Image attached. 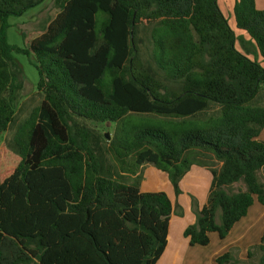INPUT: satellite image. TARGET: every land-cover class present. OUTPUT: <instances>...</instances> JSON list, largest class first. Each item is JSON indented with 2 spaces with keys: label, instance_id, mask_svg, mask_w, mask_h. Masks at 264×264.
Here are the masks:
<instances>
[{
  "label": "trees",
  "instance_id": "trees-1",
  "mask_svg": "<svg viewBox=\"0 0 264 264\" xmlns=\"http://www.w3.org/2000/svg\"><path fill=\"white\" fill-rule=\"evenodd\" d=\"M42 1L0 0V138L12 127L4 147L18 158L0 165V264H155L182 208L164 191H140L146 163L176 196L192 166L211 174L201 206L191 197L190 245L224 238L254 200L264 205L255 0H234L232 13L263 64L236 48L217 0H54L42 30L9 44L8 18ZM13 52L32 57L41 96L17 121ZM88 122L114 131L106 139ZM236 252L215 263L264 264V229L246 260Z\"/></svg>",
  "mask_w": 264,
  "mask_h": 264
},
{
  "label": "crops",
  "instance_id": "crops-1",
  "mask_svg": "<svg viewBox=\"0 0 264 264\" xmlns=\"http://www.w3.org/2000/svg\"><path fill=\"white\" fill-rule=\"evenodd\" d=\"M255 7L260 10L264 9V0H255ZM257 138L264 140V127L259 132ZM163 173V171H153L155 179L145 184L141 181L140 191H163L161 189H164V192H166L172 201L171 196L175 194L167 178V174ZM156 177L160 183L156 180ZM210 179L211 174L208 170L202 167L192 166L180 180L181 193L177 196V201L178 198H181L186 193V196L194 197L197 206L200 207L205 199ZM192 210L191 204L186 203L185 208L183 207L182 209L183 217L184 214L189 215L191 221H179L175 228V233H171L173 220L170 217L167 242L161 256L155 264H216L215 258L232 247L237 249L235 255L238 259L246 260L248 248L260 242L264 229V205L256 200L248 208L245 216L234 223L224 238H219L215 232L210 233L209 243L207 245H190L188 239L183 236L184 227L192 223L195 219V214ZM257 256L258 253L256 252L255 257ZM253 260L256 259L253 258Z\"/></svg>",
  "mask_w": 264,
  "mask_h": 264
},
{
  "label": "rangeland",
  "instance_id": "rangeland-1",
  "mask_svg": "<svg viewBox=\"0 0 264 264\" xmlns=\"http://www.w3.org/2000/svg\"><path fill=\"white\" fill-rule=\"evenodd\" d=\"M234 0H217V4L220 7L221 11L227 18L228 24L232 28L235 33V46L238 50L246 53L251 59H255L257 62L263 64L262 58L254 51V46L252 41L245 33V31L238 29L235 27L233 13H232V4ZM54 0H43L40 4L33 6L27 9L23 14L18 16H10L8 18L9 27L7 29V42L12 45H16L19 47L23 46L22 34H34L43 29L44 25L48 21V10L52 7ZM246 48V50L244 49ZM14 60L20 65L22 71V85L21 88L17 90L15 94V120H19L23 118L28 111L39 103L41 96L37 93L36 84L38 81L37 71L32 64V57L26 56L22 53L13 52ZM88 124L96 129L101 134H108L111 137L114 131L113 123H100V122H88ZM10 134H12V127L9 128L6 132H4L0 138V162L2 170L10 167L12 168L18 161V158L11 154L4 147V140H6ZM153 171H158L153 165L146 163L142 167V182L149 183V181L155 179L153 176ZM165 174V172L163 173ZM261 178L262 175L260 174ZM263 179V178H262ZM156 180L160 183L159 179L156 177ZM237 186V185H235ZM165 191L164 189H161ZM185 191V190H184ZM187 192V191H185ZM190 193V192H189ZM172 201L177 202L182 209L185 208V204H193L191 196H186V193L181 198L172 195ZM181 204V205H180ZM194 205V204H193ZM188 208V207H186ZM193 211V210H192ZM194 212V211H193ZM171 219L173 223L171 225V233H175V228L179 221L187 222L191 221L189 215H185L183 217L182 214H177L173 212L171 215ZM217 215V221L218 220Z\"/></svg>",
  "mask_w": 264,
  "mask_h": 264
},
{
  "label": "water",
  "instance_id": "water-1",
  "mask_svg": "<svg viewBox=\"0 0 264 264\" xmlns=\"http://www.w3.org/2000/svg\"><path fill=\"white\" fill-rule=\"evenodd\" d=\"M104 136H105V138L106 139H108L109 138V136H108V134L106 133V134H104Z\"/></svg>",
  "mask_w": 264,
  "mask_h": 264
}]
</instances>
